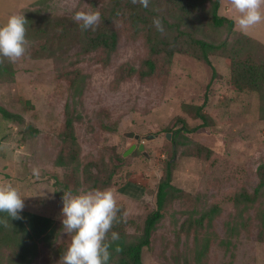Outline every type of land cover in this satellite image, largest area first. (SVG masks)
Masks as SVG:
<instances>
[{
  "label": "rangeland",
  "instance_id": "1",
  "mask_svg": "<svg viewBox=\"0 0 264 264\" xmlns=\"http://www.w3.org/2000/svg\"><path fill=\"white\" fill-rule=\"evenodd\" d=\"M110 4L111 0H0V23L12 13L30 14L24 55L15 61L1 57L8 69L0 74V105L22 121L0 115V184L20 190L23 209L55 222L52 233L38 243L32 262L19 264H63L71 241L61 223L63 195L91 190L88 186L95 180L104 182L100 189L115 194L120 226L128 241H136L146 215L156 207L157 186L167 167L182 196L163 209L149 244L142 248V263L264 264V196L246 207L233 201L240 188L254 190L258 166L264 162L263 99L233 85L228 59L220 49L209 54L210 63L175 53L169 60L157 57L151 77L128 75L130 67H142L147 46L143 32L134 33L121 18L110 22L119 37L112 52H81L74 36L58 39L55 18H69L68 31L74 34L70 23H81L74 19L76 11L98 10L102 19L110 18ZM209 6L206 1L200 10L203 18L209 16ZM217 12L234 20L232 30L203 23L205 34L196 32L197 37L231 42L243 33L235 23L238 12L231 0H219ZM245 34L264 46V22ZM47 42L55 55H35ZM255 49L263 52L248 48ZM73 76L80 92L70 88ZM199 105L209 118L205 125L192 109ZM69 114L77 161L58 165L60 152L65 159L71 154L64 139ZM214 205L219 211L212 224L205 218L198 226V218ZM60 244L59 254L55 249ZM11 256L4 249L3 264ZM115 259L108 264H116Z\"/></svg>",
  "mask_w": 264,
  "mask_h": 264
},
{
  "label": "trees",
  "instance_id": "2",
  "mask_svg": "<svg viewBox=\"0 0 264 264\" xmlns=\"http://www.w3.org/2000/svg\"><path fill=\"white\" fill-rule=\"evenodd\" d=\"M206 1L210 2V9H207L209 16L203 18L204 13L200 10L204 9ZM110 5V18H101L100 23L93 28L82 29L81 23L76 27L70 23L74 34L71 30L68 31L67 24L71 22L69 18H55L56 27H58V39L62 41L74 36L73 40L77 41L81 52L96 49L112 52L116 49L119 37L117 31L110 26V22L113 18H121L134 33L143 32L147 54L142 60V67L138 70L130 67L127 71L128 75L136 73L140 79L151 77L156 73L158 60H160L157 57L162 56L164 60H169L175 53H185L210 63L209 54L215 49H220L221 53L228 59L233 85L258 93L263 99L261 100L264 109V46L245 33L237 34L231 42L223 40L219 43L207 41L195 35L196 32L205 34L206 30L203 23H207L213 28L226 25L229 31L232 30L234 20L219 15L217 12L219 0H149L147 7L140 4L138 0H111ZM29 16L30 14L25 15L27 23H29ZM154 18H159L162 21L163 31L157 30L153 23ZM250 46L260 47L263 52H259V49L249 51ZM43 52H47L49 56L55 55V51L51 50L49 43L36 50L35 55H40ZM7 69V65L1 61L0 57V74L2 70ZM78 83L74 76L71 77V90L80 92ZM192 109L202 119L201 125H205L209 118L202 112V106H195ZM0 115L5 119L22 121L20 115L8 111L1 105ZM65 131L64 139L67 140L68 147L70 145L71 154L65 159L60 152L56 158V164L71 163L70 165H73L77 161L78 145L71 114L66 116ZM173 138H175L174 135ZM86 180L90 181L88 178ZM104 186L103 181L95 180L90 181L88 188L100 189ZM181 193V190L171 183V168L167 167L165 176L157 186L156 207L146 215L138 239L136 241L127 240L126 233L120 226V218L117 217L113 223L106 237V240L110 242L109 261L115 257L116 264H143L141 259L142 248L149 244L151 233L157 221L162 217L166 204L181 197ZM261 196H264V162L258 166V182L254 190L250 192L244 187L240 188L234 193L233 201L235 205L246 207L256 203ZM218 211V206L214 205L198 218L197 225L201 227L205 218L207 225H211L214 214ZM54 224L55 222L50 216L26 209L22 210L20 218H11L7 213H0V264H3L2 251L4 249H9L12 255L8 258L7 264L32 262V259L38 254V243L52 233ZM112 231L119 233L120 238L118 240L111 241ZM61 247L62 244L55 249V252L60 254L58 251ZM204 249H207V242L203 244Z\"/></svg>",
  "mask_w": 264,
  "mask_h": 264
},
{
  "label": "clouds",
  "instance_id": "3",
  "mask_svg": "<svg viewBox=\"0 0 264 264\" xmlns=\"http://www.w3.org/2000/svg\"><path fill=\"white\" fill-rule=\"evenodd\" d=\"M138 2L144 7L149 4V0ZM231 4L238 12L235 23L241 32L247 33L253 26L264 22V0H231ZM74 19L81 22L82 29L93 28L100 23L101 13L98 10H78ZM153 23L158 31L164 30L159 18H154ZM26 25L24 13H12L0 23V57L15 61L24 55ZM24 197L12 184H0V213L20 218ZM118 211L116 196L110 189L64 194L61 223L64 232L71 234V241L63 253V264H108L110 242L106 237L117 220ZM119 238L118 232H111V241Z\"/></svg>",
  "mask_w": 264,
  "mask_h": 264
},
{
  "label": "water",
  "instance_id": "4",
  "mask_svg": "<svg viewBox=\"0 0 264 264\" xmlns=\"http://www.w3.org/2000/svg\"><path fill=\"white\" fill-rule=\"evenodd\" d=\"M139 148H142V145H140V147ZM129 151V150H128Z\"/></svg>",
  "mask_w": 264,
  "mask_h": 264
}]
</instances>
